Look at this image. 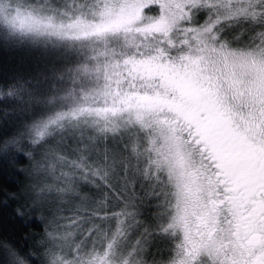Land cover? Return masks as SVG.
<instances>
[{
  "label": "snow or ice",
  "instance_id": "1",
  "mask_svg": "<svg viewBox=\"0 0 264 264\" xmlns=\"http://www.w3.org/2000/svg\"><path fill=\"white\" fill-rule=\"evenodd\" d=\"M0 43L53 73L0 93L54 201L39 264H264V0H0Z\"/></svg>",
  "mask_w": 264,
  "mask_h": 264
},
{
  "label": "trees",
  "instance_id": "2",
  "mask_svg": "<svg viewBox=\"0 0 264 264\" xmlns=\"http://www.w3.org/2000/svg\"><path fill=\"white\" fill-rule=\"evenodd\" d=\"M49 59L43 48L0 43V93L18 81L30 82L35 91H46L54 83ZM26 99L0 94V241L31 252L35 260L41 254L39 246L49 217L47 209L40 206L48 200L39 201L37 191L31 189L32 163L25 154L32 152L30 142L25 139L3 148L5 141L23 130L31 114Z\"/></svg>",
  "mask_w": 264,
  "mask_h": 264
},
{
  "label": "rangeland",
  "instance_id": "3",
  "mask_svg": "<svg viewBox=\"0 0 264 264\" xmlns=\"http://www.w3.org/2000/svg\"><path fill=\"white\" fill-rule=\"evenodd\" d=\"M19 45V44H18ZM19 46H23V45H19ZM25 46H28V45H25ZM31 47V46H30ZM35 48V47H34ZM37 48V47H36ZM42 49V48H41ZM41 64V63H40ZM65 143H67V141H65ZM60 144V141L59 139L53 141V146H56V145H59ZM30 177H31V182H32V185H31V189L33 191H37L38 190V187L44 182L45 180V177L42 175V174H37L36 173V170L34 169L33 166H31V169H30ZM86 194L88 195H92V196H95L94 194H98L99 191L96 190L95 188H90V190L88 191H84ZM49 203V204H48ZM46 208L47 211L49 212L51 208L54 207V201H51V200H48L47 203L43 204L40 206V208ZM47 226V225H46ZM46 228V227H45ZM154 251V249H153ZM42 254V253H41ZM41 254L38 255V257H35V260L37 261V264H39V261H40V258H41Z\"/></svg>",
  "mask_w": 264,
  "mask_h": 264
}]
</instances>
